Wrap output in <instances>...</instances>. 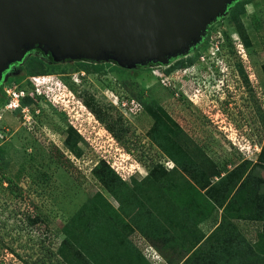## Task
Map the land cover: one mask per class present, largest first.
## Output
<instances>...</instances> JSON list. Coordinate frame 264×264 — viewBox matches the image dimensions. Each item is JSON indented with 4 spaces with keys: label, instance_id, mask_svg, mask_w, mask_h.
I'll return each mask as SVG.
<instances>
[{
    "label": "rangeland",
    "instance_id": "1",
    "mask_svg": "<svg viewBox=\"0 0 264 264\" xmlns=\"http://www.w3.org/2000/svg\"><path fill=\"white\" fill-rule=\"evenodd\" d=\"M232 5L208 26L200 44L167 64L130 67L110 59L53 57L36 48L22 63L11 66L0 85V134L5 137L0 140V264H166L146 249H142L146 256L136 250L129 240L133 231L130 219L128 222L126 214L123 218L124 213L115 210L119 204L108 195L112 209L103 207L100 221L90 215L71 226L72 243L76 239L78 243L67 246L69 260L58 254L66 237L63 227L104 190L93 174L101 160L108 161L129 183L144 181L136 183L142 185L135 190L136 204L148 205L149 211L164 209L150 216L145 213L148 220L137 224L148 236L155 229L153 222H160L165 227L156 232L165 235L168 244L171 234L177 232L169 229L167 209L174 208L171 217L184 216L180 227L192 234L187 241L190 245L182 243V250L169 253L167 260L183 264L190 256L195 259L198 245L228 222L224 214L231 210L225 212L226 205L219 208L208 188L203 189L185 173L177 174L180 189L176 190H171L174 180L168 187L161 178L156 182L145 179L154 162L161 161L169 169L172 164L148 138L154 121L141 101L143 95L145 99L154 98L152 102H159L185 131L182 138L188 141V151L211 185L219 181L216 173L220 169L224 176L245 159L257 160L264 143V0H237ZM242 23L250 46L240 36L238 27ZM31 56L42 57L51 66L68 64L71 69L66 74L58 71L55 76L36 79L46 99L35 105L20 103L15 110L11 101L4 105L10 94L20 91L9 80L24 75L19 65ZM185 61L192 66L173 69L176 62ZM81 62L87 63L88 70L74 71V64ZM95 66L100 67L99 72L93 70ZM56 112L65 114L66 119H60ZM109 121L115 122V135L123 142L107 129ZM70 125L78 128L80 135L73 134L77 140L74 150L65 143ZM254 168L250 165L244 176L255 170L248 177L249 184L241 186L242 180L238 181L232 191L234 213L246 198L252 199L246 203L249 206L254 200H264V167ZM152 196V201L147 200ZM253 208V212L249 210L252 215L257 213ZM256 215L264 218V211ZM232 221L237 228L235 237L240 232L246 241L257 242L262 222ZM140 244L143 248V242ZM210 245L201 249L202 244L198 249L208 250ZM72 247L79 249V255Z\"/></svg>",
    "mask_w": 264,
    "mask_h": 264
},
{
    "label": "water",
    "instance_id": "2",
    "mask_svg": "<svg viewBox=\"0 0 264 264\" xmlns=\"http://www.w3.org/2000/svg\"><path fill=\"white\" fill-rule=\"evenodd\" d=\"M237 0H0V85L36 48L58 58L167 64Z\"/></svg>",
    "mask_w": 264,
    "mask_h": 264
},
{
    "label": "trees",
    "instance_id": "3",
    "mask_svg": "<svg viewBox=\"0 0 264 264\" xmlns=\"http://www.w3.org/2000/svg\"><path fill=\"white\" fill-rule=\"evenodd\" d=\"M235 4V3H234ZM234 5H231L229 8L233 7ZM240 36L242 37L245 45L250 46L251 42L249 41V38L246 33V27L242 23L238 27ZM180 62V61H179ZM74 64V63H73ZM87 63L81 62L77 64H74L76 66V69L74 71L88 70ZM192 62L190 65L192 66ZM186 61L182 64L176 62L175 67L173 69H177L181 66H187ZM63 66V65H62ZM79 66V67H78ZM81 67L83 69H81ZM59 66L49 65L46 63L42 57L38 56H31L28 59L25 60V64L19 68L20 71L24 72L23 76H17L13 77L9 80V84L13 83L15 84L20 90H24L27 95L25 98L21 100V104L23 106L28 105H35L40 104V102L44 99H46V94L38 95L36 92L37 84L35 83V80L39 77H49V76H55V73H58V71H62V74H66L67 71L70 68V65L63 66L61 69ZM95 72L100 71V67L95 66L93 69ZM74 71L72 73H74ZM41 88H46L45 86H42ZM150 99H145L143 95V100L141 101L144 105L145 112L151 117L154 121L153 125L149 129L147 135L148 138L151 140V142L154 144V146H158L159 149L162 151V154L170 165L172 164V168L169 169L165 163L163 162H154L153 168L150 170L149 175L145 177L149 182L155 181L156 179L166 181L167 186L169 181L174 180V188L171 190L180 189V186H177L176 184V177L180 174L179 172L185 173L189 175L197 185L201 186L203 189H207L208 194H211L212 200L216 202V205L223 209L226 205V208L223 209L225 212L230 211V213L224 214L225 218L228 219V222L220 224L216 232L211 234L206 240L202 241L198 248L204 244L201 249H205L206 245L211 243L208 250L200 251V249H196V257L195 259L193 257H189L187 261L183 264H264V218L263 216L256 215L258 212L264 211V200L258 199L254 200L255 202L252 203L251 206L246 205V203L252 199L246 198L244 199L243 203L238 205L239 208H236L239 212H236L235 208L233 206V203L235 204L236 201L231 197L232 191L236 189L237 184L242 180L241 186H245L249 184L248 177H251L252 173H249L246 178L244 176L247 173V169L250 165H253V167H264V143L262 145V151L258 155L257 160L255 162L245 159L240 164L235 166L231 171H228L227 174L224 176V170L220 169V171H217V177L219 178V181L214 184H210L209 180L206 179L205 171L204 169L198 165L197 161L195 160V156L188 151L190 147L188 146V141H185L184 138H182V135L185 131L181 129V127L178 126V123L169 116L168 112L163 109V107L159 106V102L153 101L154 98L149 97ZM87 100V98H85ZM86 104H90L88 101H86ZM5 103H8V99L5 100ZM159 106V107H158ZM157 109V110H156ZM91 110L94 109L91 106ZM94 113L96 110L93 111ZM61 113V112H58ZM56 114L61 119L62 116H64L62 119H66L65 114ZM98 119H103L100 117V114L95 113ZM41 118V117H40ZM42 122V121H41ZM111 123L113 125H111ZM115 122L109 121L107 124V129L115 135L116 130V124ZM9 125V124H7ZM5 125V126H7ZM10 126V125H9ZM69 137L66 139L65 143L67 147L71 148V150H74L77 146V140L73 138V134L79 132L78 129H74L71 125L68 128ZM77 136H80L77 133ZM116 136V135H115ZM120 136V135H118ZM117 140L122 141L119 137H117ZM73 141V142H72ZM123 142V141H122ZM186 147L188 149H186ZM169 165V164H168ZM254 168V169H255ZM179 173V174H178ZM94 177L98 180L102 188L104 189L106 195L113 197L114 201L116 200L119 203V213L124 215L126 214L129 216H136L134 212L139 208L140 204L135 190L141 189V186H137L140 184H143L144 181H140L139 183L130 181L127 182L122 175L116 174L114 168L111 167V164L106 160H101L93 169ZM178 174V175H177ZM177 175V176H176ZM244 178V179H243ZM239 181V182H238ZM133 185L131 188L130 186ZM136 190V191H137ZM170 190V191H171ZM175 192V191H172ZM171 192V193H172ZM141 193V190H140ZM139 193V194H140ZM172 195H170L171 197ZM139 198V197H138ZM147 198V197H146ZM232 198V201L230 199ZM105 197L103 193H97L95 197H93L91 200H89L84 206L80 209V211L71 219L75 220L73 224H71V221L68 222L63 227V233L65 234V239L60 244V247L58 249V254L62 256L64 260H69L68 254V248L67 246L77 244L78 241L76 239V242L72 243L71 236H73L74 232H71V226L78 225V222L80 219H86L87 216L92 215L93 219L95 221H100L98 218V215L100 214L99 211L103 207L108 206V208L112 209L109 203H111L108 199ZM154 197L149 198L147 200L152 201ZM108 201V202H107ZM227 202H229L227 204ZM233 202V203H232ZM112 204V203H111ZM114 204V203H113ZM255 206V209L257 213L251 214L249 213V210ZM145 207V206H144ZM169 207V205L167 206ZM114 208V207H113ZM149 208H147V211L149 214H152L153 212H162L164 209L159 210H152L149 211ZM174 208L167 209L168 210V219H169V229L175 228V232H177V235L173 236L171 234L172 238H177L178 240L186 241L192 237V234H187L183 228H181V219L184 217L181 215L171 217L169 216ZM116 210V209H115ZM117 210V211H118ZM253 212L254 210L251 209ZM137 212V211H136ZM224 212V213H225ZM80 213V215H79ZM118 213V214H119ZM125 215V216H126ZM171 217V218H170ZM152 218V216H151ZM147 219V216H145V220ZM237 219L240 221H245L249 223H255V222H262L263 225L261 226V230L259 231L257 235V242L255 244H252L247 239L244 238V236L241 235L240 232H237V235L235 237V234L233 231H236V226L233 223L232 220ZM156 222L154 223V225ZM192 239V238H191ZM206 242V243H205ZM75 246V245H74ZM76 247V246H75ZM66 248V249H65ZM65 249V251H64ZM73 251L76 252L77 255H79V249L72 247ZM67 250V251H66ZM67 252V253H66ZM141 253V252H140ZM142 254V253H141ZM194 254V253H193ZM71 263V261H70ZM72 264V263H71Z\"/></svg>",
    "mask_w": 264,
    "mask_h": 264
},
{
    "label": "crops",
    "instance_id": "4",
    "mask_svg": "<svg viewBox=\"0 0 264 264\" xmlns=\"http://www.w3.org/2000/svg\"><path fill=\"white\" fill-rule=\"evenodd\" d=\"M132 186L133 185H131L130 187L133 188L134 186L133 187ZM115 203H118V202L115 200ZM118 208H119V205L118 207L115 206L116 210H118ZM147 208H148V205L145 207L139 206V208L136 210L137 212L136 211L134 212L136 216H129L128 219H126L128 222L130 219L129 223L131 227L133 228V231H131V236L129 237V240L131 244L136 248V250H138V252H141L143 255H145V253L143 252L142 249H146V250L150 249L151 254H155L160 257V261L163 259L162 261L164 263L170 264V262L167 260L169 253H177V250H180L182 243L184 245H190V244L187 243L188 240L182 241V240H178L175 238H172V240H170L169 243L167 244L166 243L167 237L165 235H162L160 233L158 234L156 232V230L159 229L160 227H165V225L161 224L160 222L156 223V225H158L159 227L155 225L154 226L155 229L152 231L151 235L148 236L142 228H139L137 226V224L142 223V222L144 224L143 219H145L146 214L150 216L149 212L147 211ZM146 220H148V218ZM154 223L155 222H153V224ZM145 224H148V221H146ZM171 230H173V228H171ZM141 242H143V245H144L143 248L139 247V245H141L140 244Z\"/></svg>",
    "mask_w": 264,
    "mask_h": 264
},
{
    "label": "built area",
    "instance_id": "5",
    "mask_svg": "<svg viewBox=\"0 0 264 264\" xmlns=\"http://www.w3.org/2000/svg\"><path fill=\"white\" fill-rule=\"evenodd\" d=\"M218 48H219V46H216V49H217V50H218ZM37 79H38V78H37ZM39 90H40V89L38 88V89H37V94H38V95H41ZM25 94H26V93L23 92V91H21V92L16 91V92H13L12 94H10V96H9L10 101H11L10 104H12L13 109H15V110L18 109V107L20 106V99H22V98L25 96ZM1 132L4 133L2 130H1ZM4 134H5V133H4ZM4 138H5V137H4L2 134H0V140H2V139H4Z\"/></svg>",
    "mask_w": 264,
    "mask_h": 264
},
{
    "label": "clouds",
    "instance_id": "6",
    "mask_svg": "<svg viewBox=\"0 0 264 264\" xmlns=\"http://www.w3.org/2000/svg\"><path fill=\"white\" fill-rule=\"evenodd\" d=\"M214 62H215V59H214ZM221 74H225V72L222 71ZM39 78H40V77H39ZM223 87H224V85H223ZM38 88H39V87L37 86V89H38ZM37 89H36V92H37ZM39 89H40V88H39ZM21 91H23V90H20L19 92H21ZM23 92H25V91H23ZM25 93H26V92H25ZM26 95H27V93L25 94V96H24L23 98H25ZM23 98H22V99H23ZM22 99H20V103H21V100H22ZM9 101H10V99L8 100V102H9ZM105 197H106V196H105ZM108 200L110 201V199H108ZM110 202H111V201H110ZM147 252H148V253H151L150 249L147 250ZM145 255H146V254H145ZM152 256L155 257V259H157V260L160 259V257H159L158 255L153 254ZM155 262H156V261H155Z\"/></svg>",
    "mask_w": 264,
    "mask_h": 264
},
{
    "label": "flooded vegetation",
    "instance_id": "7",
    "mask_svg": "<svg viewBox=\"0 0 264 264\" xmlns=\"http://www.w3.org/2000/svg\"><path fill=\"white\" fill-rule=\"evenodd\" d=\"M43 60L46 62V60L43 58ZM25 64V62L23 63V64H20L19 65V68H21L23 65ZM53 65V64H52ZM18 88V87H17ZM4 89H5V86H2V90L4 91ZM39 112H41V110H39ZM39 112H38V114H39ZM59 115H60V113H58ZM59 117V116H58ZM74 128V127H73ZM75 130L76 129H78V128H74ZM77 131V130H76ZM99 193V192H98ZM100 193H103L105 196H106V193H105V191L103 190L102 192H100ZM96 196V195H95ZM94 196V197H95ZM93 198V197H92Z\"/></svg>",
    "mask_w": 264,
    "mask_h": 264
}]
</instances>
